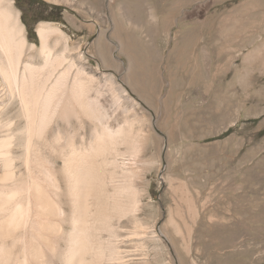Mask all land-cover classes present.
Returning a JSON list of instances; mask_svg holds the SVG:
<instances>
[{"label":"rangeland","instance_id":"obj_1","mask_svg":"<svg viewBox=\"0 0 264 264\" xmlns=\"http://www.w3.org/2000/svg\"><path fill=\"white\" fill-rule=\"evenodd\" d=\"M12 1L23 24L44 19L35 39L24 24L36 65L37 27L52 23L108 110L114 88L136 130L146 116L141 210L115 223L128 263L264 264V0ZM51 6L63 8L60 21ZM137 221L148 235L128 241Z\"/></svg>","mask_w":264,"mask_h":264},{"label":"bare ground","instance_id":"obj_2","mask_svg":"<svg viewBox=\"0 0 264 264\" xmlns=\"http://www.w3.org/2000/svg\"><path fill=\"white\" fill-rule=\"evenodd\" d=\"M25 32L13 1L0 0V264H129L115 223L141 210L134 180L146 173V116L136 130L114 88L108 110L54 24L37 27L40 65ZM52 36L65 41L62 53ZM140 223L121 228L128 241L146 238Z\"/></svg>","mask_w":264,"mask_h":264},{"label":"trees","instance_id":"obj_3","mask_svg":"<svg viewBox=\"0 0 264 264\" xmlns=\"http://www.w3.org/2000/svg\"><path fill=\"white\" fill-rule=\"evenodd\" d=\"M27 1L29 3V6L33 9H35V5H37L39 7H49L42 0H27ZM50 8H51V14H52L51 20L52 21H60L62 18L63 8L60 6H51ZM42 20H44V19L28 20L27 18L23 17V22L29 31V37L31 39L36 38V34L34 31L35 30V24H37L38 22H40Z\"/></svg>","mask_w":264,"mask_h":264},{"label":"crops","instance_id":"obj_4","mask_svg":"<svg viewBox=\"0 0 264 264\" xmlns=\"http://www.w3.org/2000/svg\"><path fill=\"white\" fill-rule=\"evenodd\" d=\"M140 1H141L142 4L145 3V0H140ZM148 1H150V0H148Z\"/></svg>","mask_w":264,"mask_h":264}]
</instances>
